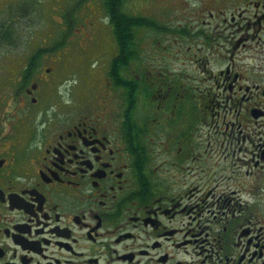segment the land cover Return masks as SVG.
Returning <instances> with one entry per match:
<instances>
[{"label":"flooded vegetation","instance_id":"obj_1","mask_svg":"<svg viewBox=\"0 0 264 264\" xmlns=\"http://www.w3.org/2000/svg\"><path fill=\"white\" fill-rule=\"evenodd\" d=\"M200 1L155 115L0 80V264H264V0Z\"/></svg>","mask_w":264,"mask_h":264},{"label":"rangeland","instance_id":"obj_2","mask_svg":"<svg viewBox=\"0 0 264 264\" xmlns=\"http://www.w3.org/2000/svg\"><path fill=\"white\" fill-rule=\"evenodd\" d=\"M176 1L125 0L124 9L134 16L156 19L158 12L169 11L170 14L165 16L168 25H179L184 23L198 2L178 0L179 5H174ZM28 6H33L30 12L25 8ZM176 7L179 9L172 14ZM0 22L11 23L14 30L11 46L0 47V69L8 67L13 70L23 68L36 49L52 45L61 38L62 31L73 25L64 48L46 55L41 64H45V68H53L56 80L65 82L59 87L58 100L65 104L67 113L77 115H102V112H105L104 115H111V112L116 115L121 110V99L108 88L101 90L105 87L103 80L106 85L111 63L119 52L114 28L106 16L104 0H0ZM144 32L149 33V30L139 31V37L144 42L148 38L155 41L156 33L144 35ZM152 42L145 43L143 47L149 64L177 67L172 59H164L166 56L162 51L164 46L168 52L171 50L172 40L161 45H153ZM52 61L53 65L48 66Z\"/></svg>","mask_w":264,"mask_h":264},{"label":"trees","instance_id":"obj_3","mask_svg":"<svg viewBox=\"0 0 264 264\" xmlns=\"http://www.w3.org/2000/svg\"><path fill=\"white\" fill-rule=\"evenodd\" d=\"M124 2L125 0H104L108 17L111 24L114 26L120 52L119 56L116 57L111 64L106 79V85L105 81H103V84L105 88H111L115 93H119L123 90L125 95H127L129 104L127 103V109L124 115H140L137 106L139 97L142 96L144 99L152 97L149 92V84L154 91L156 83H153V81L158 80V72L155 70L147 71L146 68L140 69L138 66L143 64L140 44L142 38L139 37L142 32L139 34V31L143 29L149 30V33L158 34L160 29L164 31H169V29L165 28V26L161 27L155 19L134 16L127 13L124 9ZM32 7L33 6H28L25 8L30 11ZM22 16L25 17L24 15ZM72 26L73 25L68 26L67 31H62L61 38L54 41L52 45L35 50L28 59L25 68L22 69L20 73V88L28 87L32 83L33 76L41 68V64L46 55L54 54L63 49L68 39L69 32L72 30ZM13 35L14 30L12 24L9 22L1 23L0 47L2 45L11 46ZM134 66L136 67L135 69L133 68ZM148 74H150V76ZM143 107L146 109L144 115H155L157 111L156 104L145 103ZM136 129L138 132H141L139 126H137ZM141 139L144 141V135ZM146 157L147 159L149 158V152L146 153Z\"/></svg>","mask_w":264,"mask_h":264}]
</instances>
